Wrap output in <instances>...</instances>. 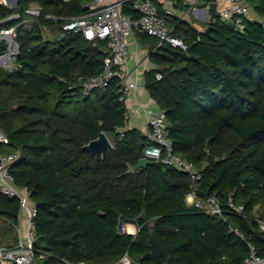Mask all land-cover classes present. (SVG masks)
<instances>
[{"label": "trees", "instance_id": "trees-1", "mask_svg": "<svg viewBox=\"0 0 264 264\" xmlns=\"http://www.w3.org/2000/svg\"><path fill=\"white\" fill-rule=\"evenodd\" d=\"M91 1L0 6V20L20 16L3 29L29 18L32 5L40 7L31 29L17 28L13 69L0 66V129L9 138L0 154L23 157L12 174L18 186L33 191L35 250L51 255L40 262L116 264L128 252L153 264L143 259L152 230L162 259L171 264H242L249 256L247 242L264 257V242L255 236L258 210L264 219V0H249L258 19H246L243 30L217 15L207 24L208 35L167 18L186 50L170 44L156 49L158 40L143 33L155 66L145 72L146 89L165 116L174 152L202 172L193 188L188 174L162 164L129 172L148 139L126 129L128 105L118 79L105 91L84 92V82L103 71L107 42L60 35L68 19L86 14L84 5ZM7 50L1 40L0 57ZM101 132L114 139L106 160L83 150ZM193 190L199 199L216 197L225 220L187 205ZM230 199L245 206L243 215L229 208ZM20 214L19 202L0 193V219L8 223L0 230V247L14 242ZM120 224L138 231L120 233ZM231 227L246 241L230 233Z\"/></svg>", "mask_w": 264, "mask_h": 264}, {"label": "built area", "instance_id": "built-area-1", "mask_svg": "<svg viewBox=\"0 0 264 264\" xmlns=\"http://www.w3.org/2000/svg\"><path fill=\"white\" fill-rule=\"evenodd\" d=\"M4 1V0H3ZM6 4L12 8L9 0ZM223 2V1H222ZM163 10L153 0H92L84 5L86 14L81 17L68 19L62 26L60 40L67 34H82L85 39L91 42H107L108 54L104 59V68L100 74L88 78L83 89L85 93L96 90L105 91L113 79L120 81L121 100L127 101L130 95L138 90V79L135 71L129 69L131 58L128 39L137 32L147 34L158 40L156 49L164 44L172 47L187 49V45L174 34L166 19L173 17L176 7V0H164ZM37 6V5H36ZM131 10L125 11V8ZM15 9V8H14ZM220 17L226 22L232 21L238 30L244 29L246 19L253 17L249 0H224L219 10ZM29 18L19 23L17 27L3 29L1 25L8 21L19 20L20 16L15 14L6 19L0 20V41L8 35L16 36L17 28L31 29L33 18L40 15V7L35 10L32 7L27 11ZM264 29V20H260ZM12 53L15 60L16 54ZM162 74L157 73L156 78L162 79ZM149 134L147 136L148 146L142 150V157L169 168L178 169L189 175L192 188L202 179V172L197 166L174 152L173 142L169 139L168 125L163 113L146 112ZM126 129H132V118L130 110L125 115ZM0 144L8 145L9 138L0 129ZM20 152L11 154H0V193L8 199H15L20 205L21 222L15 226V240L10 245L0 247V264H42L40 261L51 257L46 252L35 250L37 206L32 196L33 191L28 186H18L12 174L13 167L22 160ZM133 168L129 169V172ZM186 203L194 206L210 216L223 217V209L219 200L211 196L205 200L199 199L193 190L186 197ZM229 208L237 215H243L245 206L237 204L233 199L228 203ZM261 232H264V219H257ZM130 234L124 226V233ZM230 233L246 241L244 234L233 227ZM133 235V234H132ZM249 256L242 264H264V257L260 256L255 244L247 242ZM78 264H86L81 262ZM116 264H142L126 252Z\"/></svg>", "mask_w": 264, "mask_h": 264}, {"label": "crops", "instance_id": "crops-1", "mask_svg": "<svg viewBox=\"0 0 264 264\" xmlns=\"http://www.w3.org/2000/svg\"><path fill=\"white\" fill-rule=\"evenodd\" d=\"M160 8L163 10L164 0H153ZM224 0H217L218 10L221 9ZM2 6H8L6 1H2ZM212 2L209 0H181L177 2V7L174 13V18L177 19V24L185 22L200 32H205L207 29V24L212 21L214 14L211 12L210 4ZM10 7V6H8ZM11 8V7H10ZM252 6L250 4V10L252 15L255 13L252 12ZM12 9H14L12 7ZM256 16V15H255ZM26 20V19H25ZM19 24L16 25V27ZM143 33L134 34L128 39L130 45L131 58L129 61V69L135 71V75L138 79V90L130 95L127 99L128 110H130L132 118V128L140 130L144 135L148 136L149 127L147 123V114L146 112L151 113H160L158 110L157 104L151 100L149 93L146 89L145 84V72L152 70L155 66L150 61L151 45L145 41L143 38ZM15 36L8 35L3 37L8 43V50L0 57L2 61L6 62L9 65L13 66L12 53L18 52L19 49H16V43L14 41ZM143 38V39H142ZM14 44V45H13ZM18 46V45H17ZM14 48V51L12 50ZM0 61V62H2ZM11 63V64H10ZM3 64V62H2ZM0 63V66H2ZM21 222V217L19 219ZM127 228L133 232L130 234L135 235V230L137 227L130 224ZM138 231V230H137Z\"/></svg>", "mask_w": 264, "mask_h": 264}, {"label": "water", "instance_id": "water-1", "mask_svg": "<svg viewBox=\"0 0 264 264\" xmlns=\"http://www.w3.org/2000/svg\"><path fill=\"white\" fill-rule=\"evenodd\" d=\"M3 0H0V6L3 5ZM18 1L19 0H9L13 8H16L18 6ZM212 3L210 4V9L211 12L214 15H217L220 17V13L218 10V2L217 0H209ZM227 25L229 27H234L235 24L232 21L227 22ZM211 28L208 27L205 31V33L208 35L210 33ZM16 49L18 50L19 47L16 45ZM1 60V58H0ZM113 149V144L110 141L109 137L107 136L106 133L101 132L99 137L96 140L91 141L87 145L83 147V150L89 152L91 155L96 156V157H101L103 160H106L109 152ZM139 154H140V159L138 163L133 167L134 171H138L142 168H145L149 165H152L154 162L148 160L147 158L142 157V150H143V144L139 145ZM214 161V158L210 156L208 158V162L212 163ZM119 231L120 233H124V225L120 224L119 226ZM255 236L262 242H264V235L261 231L256 230L255 231ZM150 251L147 252L144 256L143 259H148L153 262V264H171L170 261L165 262L162 259V250L160 247V244L158 242L156 233L152 230L150 233Z\"/></svg>", "mask_w": 264, "mask_h": 264}, {"label": "rangeland", "instance_id": "rangeland-1", "mask_svg": "<svg viewBox=\"0 0 264 264\" xmlns=\"http://www.w3.org/2000/svg\"><path fill=\"white\" fill-rule=\"evenodd\" d=\"M36 5H32V10H35L36 9ZM32 24H33V22H32ZM47 31V30H46ZM47 33H49V31H47ZM61 36V35H60ZM47 37L49 38V39H52V40H54V39H56L57 37H56V35H54V36H51V35H47ZM14 45V44H13ZM12 50L14 51V48L12 47ZM0 61H2V60H0ZM2 62H3V64H2ZM2 62H0L1 64H2V67H5V68H7V69H9V70H12L13 69V66L12 65H9V64H7L6 62H4V61H2ZM11 64V63H10ZM108 137H109V139H110V141L112 142V144L114 143V139H113V137L111 136V135H108ZM257 218L258 219H261L260 218V212H259V210H258V212H257ZM8 225V223L5 221V219H0V230H4L5 228H6V226ZM131 233L133 232L131 229L129 230ZM137 233V230H135V234ZM5 245V244H4Z\"/></svg>", "mask_w": 264, "mask_h": 264}]
</instances>
